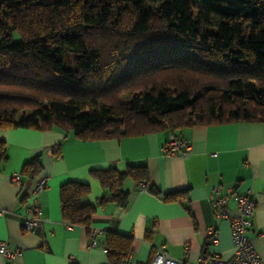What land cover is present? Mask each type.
<instances>
[{"label":"trees","instance_id":"obj_1","mask_svg":"<svg viewBox=\"0 0 264 264\" xmlns=\"http://www.w3.org/2000/svg\"><path fill=\"white\" fill-rule=\"evenodd\" d=\"M236 121H264V0H0V129L101 140ZM43 168L38 153L21 175L34 185ZM92 174L122 208L126 178L160 195L143 165ZM90 191L61 185L66 221L90 227ZM101 245L122 264L133 237L106 231Z\"/></svg>","mask_w":264,"mask_h":264},{"label":"crops","instance_id":"obj_2","mask_svg":"<svg viewBox=\"0 0 264 264\" xmlns=\"http://www.w3.org/2000/svg\"><path fill=\"white\" fill-rule=\"evenodd\" d=\"M168 133L83 140L60 128L0 129V141L7 148V159L0 164V241H8L17 252L12 264H110L101 245L106 231L133 237L129 264H151L158 249L183 264H197L199 257L215 253L229 259L234 250L230 222L216 218L209 198L216 185L222 194L230 188L249 191L256 201L248 235L264 264V121L186 127L180 131L191 142V154L185 159L163 151ZM38 153L44 167L41 177L48 179L38 197L43 224L25 230L26 196L34 185L23 175L22 185L12 177ZM129 165L146 166L149 185L160 195L126 178L123 190L129 193V202L122 208L92 171H124ZM69 181L90 186L86 202L95 213L89 228L62 216L60 187ZM174 192H183L180 200L164 198ZM236 206L229 202L231 215H236ZM92 228L103 231L98 245L92 244ZM210 228L217 233L216 243L209 240ZM4 263L0 255V264Z\"/></svg>","mask_w":264,"mask_h":264},{"label":"built area","instance_id":"obj_3","mask_svg":"<svg viewBox=\"0 0 264 264\" xmlns=\"http://www.w3.org/2000/svg\"><path fill=\"white\" fill-rule=\"evenodd\" d=\"M56 151H58V148H56ZM163 151L169 156H181L185 159L191 154V142L180 133L169 132ZM12 181L22 185V175L15 174L12 177ZM47 181L46 177H40L30 191V199L25 207L23 216V229L25 230H35L43 224V220L40 217L41 207L38 197L46 188ZM146 188L147 184L142 183L141 189L146 190ZM209 198L216 218H226L230 222L234 250L233 255L229 259H224L215 253L199 257L197 264H261V259L248 235L254 223L256 207V201L251 197L250 192H238L234 188H230L226 194H222L221 187L216 185L211 189ZM231 200L236 202V215H231L229 209ZM102 234L103 231L101 229H91L93 245H98V239ZM209 240L212 243H216L218 240L214 228L209 229ZM0 255L5 259L4 264H12L17 252L11 250V245L8 241H0ZM129 263L130 255L122 264ZM151 264H183V261L170 256L163 249H158Z\"/></svg>","mask_w":264,"mask_h":264},{"label":"rangeland","instance_id":"obj_4","mask_svg":"<svg viewBox=\"0 0 264 264\" xmlns=\"http://www.w3.org/2000/svg\"><path fill=\"white\" fill-rule=\"evenodd\" d=\"M47 1H50V2H52V1H55V0H47ZM13 40L15 41V42H19L21 39H20V36H19V34L17 33V32H14L13 33Z\"/></svg>","mask_w":264,"mask_h":264}]
</instances>
